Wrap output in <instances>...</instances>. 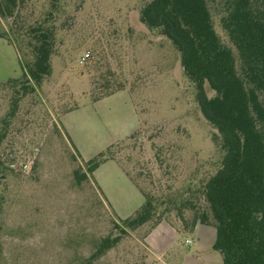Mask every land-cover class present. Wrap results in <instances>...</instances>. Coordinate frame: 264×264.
<instances>
[{"label":"rangeland","instance_id":"rangeland-1","mask_svg":"<svg viewBox=\"0 0 264 264\" xmlns=\"http://www.w3.org/2000/svg\"><path fill=\"white\" fill-rule=\"evenodd\" d=\"M142 2L58 1L52 75L19 101L0 146V264H223L211 245L209 231L215 234V228L177 233L172 247L158 258L144 241L150 224L122 235L114 248L92 258L104 238L121 235L116 226L121 219L91 180L76 178L87 154L81 157L68 141L60 122L63 114L91 104L93 112L106 117L105 140L123 139L113 145L115 157L161 201L182 193L206 171L214 172L222 158L179 51L140 22ZM52 7L51 0H25V30ZM212 13L222 43L238 57L222 27L220 6L213 4ZM14 21L3 19L1 25L10 33ZM87 53L90 58L82 64ZM12 57L8 74L15 76L17 70L14 78H19V62L15 53ZM7 81L0 82V121L10 112L16 92L1 86ZM93 86L97 95L123 87L121 95H129L137 113L131 103H121L123 96L92 106ZM208 94L215 92L208 89ZM164 217L176 214L165 212Z\"/></svg>","mask_w":264,"mask_h":264},{"label":"trees","instance_id":"trees-1","mask_svg":"<svg viewBox=\"0 0 264 264\" xmlns=\"http://www.w3.org/2000/svg\"><path fill=\"white\" fill-rule=\"evenodd\" d=\"M58 1L51 0V12L25 30V0H0V38L15 46L23 69L19 78L1 85L16 88V92L10 112L0 121V146L19 101L35 93L52 75ZM213 4L221 8L222 27L238 57L222 43L215 29ZM7 18L15 19L10 28L14 41L1 25ZM140 22L169 39L179 51L185 75L196 88L197 104L214 130L213 140L222 158L214 172L206 171L197 183H190L182 193L165 201L133 177L115 157L113 145L86 161L83 173L75 171L79 182L91 180L106 161L117 160L145 197L132 216L116 225L121 235L104 238L92 258L114 248L129 231L148 224L151 230L168 222L179 231L194 232L198 225L215 228L213 249L221 254L223 264H264V0H143ZM208 89L215 95L209 96ZM122 90L107 88L97 95L98 88L93 86L91 102ZM165 212H175L176 218L164 217Z\"/></svg>","mask_w":264,"mask_h":264},{"label":"crops","instance_id":"crops-1","mask_svg":"<svg viewBox=\"0 0 264 264\" xmlns=\"http://www.w3.org/2000/svg\"><path fill=\"white\" fill-rule=\"evenodd\" d=\"M14 53L16 60L19 62L20 70L23 73L17 49L7 40L0 38V77L5 74L8 75L6 76L7 78H0V82H5L8 78L11 79V77L14 78L17 74V70H14L13 72V75L15 76L8 74L11 71L10 67L12 66V63L14 62V57H12ZM125 92L126 91H120L97 102H91L92 106H99L108 100L123 96L124 99L121 100V103L123 102L126 105L131 103L134 107V109L132 107V110L136 111L129 95H121L125 94ZM90 106L91 104L81 105L77 109L63 114L60 118L63 132L71 143L73 149H75L81 157H83V154H87L85 158L83 157V161L85 162L101 153V151L103 152L110 146L123 140L120 138L116 140H105L106 133L102 132V129L105 127L104 120H106V117H100L99 114L92 111ZM104 107L106 108V105ZM139 127H136L133 133ZM129 136L130 135L127 137ZM94 150L95 152L92 153ZM90 178L101 197L120 219H125L132 212H135L145 201V197L139 187H137L127 174L123 165L117 160L106 161L95 170ZM134 205H136L135 208H133ZM205 228L210 227L198 225L194 230V234H201V232L208 233V231H205ZM179 232L181 231H179L176 226L168 222H162L148 231L146 236H144L145 245L151 254L159 258L161 254L167 253L172 247L175 237ZM209 233L213 238V242L211 243V245H213L216 240L217 232L214 234L209 231Z\"/></svg>","mask_w":264,"mask_h":264},{"label":"built area","instance_id":"built-area-1","mask_svg":"<svg viewBox=\"0 0 264 264\" xmlns=\"http://www.w3.org/2000/svg\"><path fill=\"white\" fill-rule=\"evenodd\" d=\"M88 58H90V54H89V53L85 54V55L82 57V59H81V63L84 64V62H86ZM188 242H189V241H188Z\"/></svg>","mask_w":264,"mask_h":264}]
</instances>
